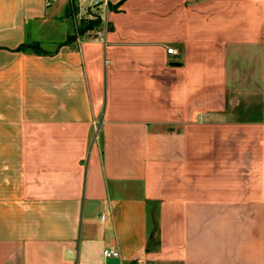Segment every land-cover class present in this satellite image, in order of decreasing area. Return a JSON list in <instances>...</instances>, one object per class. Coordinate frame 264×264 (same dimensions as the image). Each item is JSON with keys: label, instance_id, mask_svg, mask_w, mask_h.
I'll return each mask as SVG.
<instances>
[{"label": "crops", "instance_id": "obj_1", "mask_svg": "<svg viewBox=\"0 0 264 264\" xmlns=\"http://www.w3.org/2000/svg\"><path fill=\"white\" fill-rule=\"evenodd\" d=\"M109 2L0 0V264H264V0Z\"/></svg>", "mask_w": 264, "mask_h": 264}, {"label": "built area", "instance_id": "obj_2", "mask_svg": "<svg viewBox=\"0 0 264 264\" xmlns=\"http://www.w3.org/2000/svg\"><path fill=\"white\" fill-rule=\"evenodd\" d=\"M55 0H45V6L48 7ZM66 4L67 17L71 19L75 36L80 38L82 25L90 24L91 27L84 30L83 34L91 39H96L105 44L106 34L109 30L108 13L110 10L109 0H63ZM168 54H177L174 48H166ZM104 217H102L103 219ZM105 258H118L119 254L115 250L105 249L103 251Z\"/></svg>", "mask_w": 264, "mask_h": 264}, {"label": "trees", "instance_id": "obj_3", "mask_svg": "<svg viewBox=\"0 0 264 264\" xmlns=\"http://www.w3.org/2000/svg\"><path fill=\"white\" fill-rule=\"evenodd\" d=\"M90 27H91L90 24H88V25L83 24V25H82L81 33H82L84 30H86V29H88V28H90ZM72 39H73V38H72ZM25 50H29V51L33 52L34 54H36V55H41V54L44 53V51L41 50L40 45H39L38 43H36V42H34V43H29V44H23V45H21V46H19V47L17 48V51H25Z\"/></svg>", "mask_w": 264, "mask_h": 264}, {"label": "rangeland", "instance_id": "obj_4", "mask_svg": "<svg viewBox=\"0 0 264 264\" xmlns=\"http://www.w3.org/2000/svg\"><path fill=\"white\" fill-rule=\"evenodd\" d=\"M75 37H76V36H75ZM98 120H99V117L96 119V123H95V124H96V125H95L96 127H97V122H98ZM96 127H95V128H96Z\"/></svg>", "mask_w": 264, "mask_h": 264}]
</instances>
